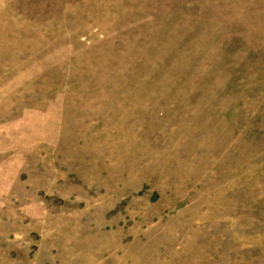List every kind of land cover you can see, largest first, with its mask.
<instances>
[{
  "label": "rangeland",
  "instance_id": "rangeland-1",
  "mask_svg": "<svg viewBox=\"0 0 264 264\" xmlns=\"http://www.w3.org/2000/svg\"><path fill=\"white\" fill-rule=\"evenodd\" d=\"M0 264H264V0H0Z\"/></svg>",
  "mask_w": 264,
  "mask_h": 264
}]
</instances>
